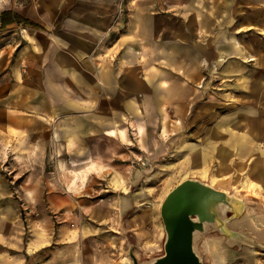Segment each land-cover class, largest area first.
<instances>
[{
    "label": "crops",
    "instance_id": "obj_1",
    "mask_svg": "<svg viewBox=\"0 0 264 264\" xmlns=\"http://www.w3.org/2000/svg\"><path fill=\"white\" fill-rule=\"evenodd\" d=\"M168 147L203 182L214 151L264 173V0H0V247L68 184H117L128 213ZM245 222L264 253V212Z\"/></svg>",
    "mask_w": 264,
    "mask_h": 264
},
{
    "label": "rangeland",
    "instance_id": "obj_2",
    "mask_svg": "<svg viewBox=\"0 0 264 264\" xmlns=\"http://www.w3.org/2000/svg\"><path fill=\"white\" fill-rule=\"evenodd\" d=\"M230 129L237 134V126ZM161 137L167 140L168 135L163 132ZM183 151L185 156L180 157L168 147L157 165L160 171L156 172L155 181L134 184L130 195L137 198L128 213L121 214L120 207L109 196L122 192L120 187L116 188L117 184H68L66 188L75 199L61 207L43 202L24 204L27 226L21 239L0 247V264H124L131 262L130 252L139 264H150L164 254L160 205L165 195L180 181L200 177L201 171H196L200 166H191L190 151ZM215 153L203 167L204 183L236 200L239 212L235 214L222 204L218 206V220L206 223L203 231L194 233L193 249L203 264H261L264 253L257 251L255 242L242 243L233 235L252 239L244 225L246 220L254 221V217L264 212V173L254 170L252 157L230 155L227 161V157L219 158ZM261 164L264 166L263 158ZM53 185L56 186L49 184L50 188H55ZM128 190L123 188L125 193ZM20 191L23 202L30 200L28 187ZM132 215H136L133 221L129 219ZM231 222L237 227H232ZM80 234H85L83 258L73 244L64 241L69 236L79 243Z\"/></svg>",
    "mask_w": 264,
    "mask_h": 264
},
{
    "label": "water",
    "instance_id": "obj_3",
    "mask_svg": "<svg viewBox=\"0 0 264 264\" xmlns=\"http://www.w3.org/2000/svg\"><path fill=\"white\" fill-rule=\"evenodd\" d=\"M221 204L238 214L236 200L198 179L186 178L171 188L160 205L164 254L150 264H203L193 249V236L206 223L218 220L216 209ZM129 256L131 262L124 264H139L132 252Z\"/></svg>",
    "mask_w": 264,
    "mask_h": 264
},
{
    "label": "bare ground",
    "instance_id": "obj_4",
    "mask_svg": "<svg viewBox=\"0 0 264 264\" xmlns=\"http://www.w3.org/2000/svg\"><path fill=\"white\" fill-rule=\"evenodd\" d=\"M233 238L235 240H238V241L242 242V243H246L247 242L249 244H253V240L252 239H249V237H247V236L246 237L245 236H238V235L235 234V235H233Z\"/></svg>",
    "mask_w": 264,
    "mask_h": 264
}]
</instances>
